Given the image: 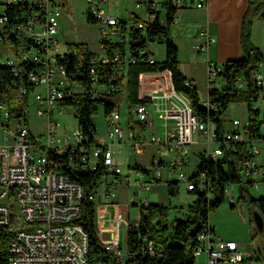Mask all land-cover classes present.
Masks as SVG:
<instances>
[{
  "label": "built area",
  "instance_id": "2783aa9c",
  "mask_svg": "<svg viewBox=\"0 0 264 264\" xmlns=\"http://www.w3.org/2000/svg\"><path fill=\"white\" fill-rule=\"evenodd\" d=\"M89 16L99 26L101 45L122 44L123 50L113 53L102 49L101 54L87 59V76L90 80L88 94L92 99H104L119 93L121 101L108 116H105L106 133L96 138V144L87 145L77 127L73 135L61 133L60 117L66 111L71 97L85 91L84 85L74 78L83 74V57L73 51L77 59L73 70L63 60L67 51H56L59 35L60 8L51 0H0V47L4 55L0 66L11 70L13 85H19V94L33 98L36 115L45 120V141L41 135L33 133L27 126V115L12 116L7 97L0 98V227L11 223L17 212L25 222L18 227L8 242L7 264H109L103 259L89 256L88 234L77 223L83 187L73 181L70 173H89L96 170L101 162L105 172L101 175L93 199L98 189H103L107 197L115 195L123 176L122 148L127 146L131 155H139L147 145H157L166 149L169 157L152 156L149 167L133 168L135 190L131 202L138 207V218L128 223L139 227L140 215L148 214L152 204L147 196L151 186L163 178L164 170L176 174L177 185L185 194L211 197L216 185L213 176L192 165L187 154L189 145L197 143V137L204 139L205 147L200 151L204 159L214 161L225 152H236L245 142V155L238 163L239 174L250 182H264V165L258 161L264 143V125L259 128V136L249 129L248 119L242 123L233 119L230 127L221 135L213 123L206 122L193 106L191 99L183 92L175 90L171 84L161 85L152 94L149 103H139L131 108L135 121L145 125L139 134L128 129L121 122L119 104L126 102L125 87L127 66L136 60L154 63V53L150 49L154 43L165 44L162 33L149 36L146 27L157 24L166 28L170 9L172 21L186 8L203 9L208 0H135V8L144 11L129 13L130 19L116 17L108 10L111 1L130 3L133 0H85ZM24 6H37V11L21 12L13 17L7 10ZM7 38H17V45H7ZM24 41L21 45L19 42ZM215 36L207 25L197 33L193 50L206 56ZM142 44V46L139 45ZM11 55H10V54ZM71 53V52H70ZM58 57L61 58L58 60ZM259 67V65H258ZM225 63L206 62L207 97L200 100V106L216 110L220 103L214 101L211 91H222L227 83L222 76ZM256 86L259 87L251 98V108L259 109L257 103L263 95V76L255 72ZM186 85H193L191 80ZM245 87L241 75L236 78L235 91ZM76 119V117H75ZM77 120V119H76ZM158 132L146 136L144 132L155 126ZM213 146V147H212ZM190 169H185V167ZM225 196L234 202L229 185L224 188ZM69 195L77 196V204H69ZM13 201V202H12ZM142 210V211H141ZM128 226V227H129ZM137 254L144 258H160L164 247L156 244L147 234H138ZM111 256L120 263L134 259L135 254L124 250L118 242L102 243ZM204 254L205 264H242L248 257L240 244L232 239L214 237L205 227L197 235L194 259ZM264 264V260L260 263Z\"/></svg>",
  "mask_w": 264,
  "mask_h": 264
},
{
  "label": "trees",
  "instance_id": "16d2710c",
  "mask_svg": "<svg viewBox=\"0 0 264 264\" xmlns=\"http://www.w3.org/2000/svg\"><path fill=\"white\" fill-rule=\"evenodd\" d=\"M54 5L59 7H68L67 0H53ZM17 9L9 7L7 10L13 17L20 15L21 12L29 13L37 11V6H22ZM173 9H170L166 28H160L157 24L146 27V34L149 36L162 33L166 39V55L161 62L155 61L148 63L142 60H136L134 63H129L126 74L125 98L126 104L129 107V117L127 120V128L137 131L141 134L145 130V125L134 120L130 109L139 103H149L152 94L157 90V77L166 75L171 86L183 92L188 96L195 108V111L202 116L206 122L213 123L216 126L217 133L225 130V122L222 118L223 113L229 108L231 103L245 102L248 107V122L249 129L259 136V128L264 125V113L259 109L251 108V98L259 87L256 86L255 72L258 71V65L263 61V56L258 47L251 41V24L254 18H264V0H249L248 9L243 19V31L241 37V45L244 50V57L241 59L231 60L225 63V69L222 74L227 86L222 91H211L214 96V101L220 103L216 109H207L200 106V99L196 93V87L186 85L188 80L182 73L180 61L178 57V47L174 44L169 36L168 30L171 25ZM89 22L95 23L87 13ZM17 38H7V45H17ZM24 45V41L19 42ZM142 46L141 43H139ZM122 44L105 45L102 44L103 50L109 53L113 51L123 50ZM76 51L82 56L84 64L83 74L76 75L75 80L80 81L85 91L81 94L74 95L67 103L73 106L74 114L77 119L78 128L82 132L87 145L96 144L95 135L97 129L94 124V116L98 112L99 105L103 106L104 115L108 116L114 106L121 101V95L115 93L107 96L104 99H92L88 94L90 80L87 76L88 63L86 62L89 56L94 53L84 43L72 45L65 55L63 60L69 65L71 70L75 67L77 59L71 56L72 52ZM71 52V53H70ZM61 58L58 57V60ZM241 75L245 81V87L242 91L236 92V78ZM7 97L9 108L12 116L25 114L28 105L27 98L19 94V85H13V76L11 70L6 66H0V98ZM245 155V142L240 144L239 150L236 152L226 151L224 156L217 161H210L200 156V161L197 165L201 171H206L213 176V181L216 185V190L211 197L203 194H198L195 200L189 205L188 209L194 214L190 218H176L171 226L168 223L169 207L160 204L152 203L148 208V214L140 215L139 227H128L127 230V250L131 254H135L134 259H128L124 263L117 262L111 254L104 248L95 229V207L94 201L90 199V195L98 186L101 175L105 172L103 164H99L98 168L89 173H70L73 181L79 183L83 187L84 196L80 203V216L77 223L80 224L88 234L89 256L94 259H103L109 264H193V251L197 245V235L208 224L209 213L211 210L218 208L225 199L224 188L230 183H240L239 199L248 201L250 209L257 210L264 219V198L252 199L248 198L246 188L248 185H254L253 182L243 181L239 174L238 163ZM176 181H168V192L170 195L176 194L173 186ZM233 206V205H232ZM142 211V210H141ZM20 221L14 213L11 217V223L7 227H0V264H7V247L8 242L13 237L16 229L21 226ZM212 231V230H211ZM147 234L156 244L164 247L163 255L160 258H144L137 254L138 250V233ZM258 260L259 257H256Z\"/></svg>",
  "mask_w": 264,
  "mask_h": 264
},
{
  "label": "rangeland",
  "instance_id": "374dc122",
  "mask_svg": "<svg viewBox=\"0 0 264 264\" xmlns=\"http://www.w3.org/2000/svg\"><path fill=\"white\" fill-rule=\"evenodd\" d=\"M68 7H59V35L56 51H67L72 45L78 43L86 44L89 49L95 54L102 53L101 36L99 32V26L95 23L89 22L87 19V3L85 0H67ZM135 0L130 3H123L120 1H111L107 7L109 12L116 17L123 16L130 19L129 13L137 12L141 16H144L143 10L135 8ZM1 10V7H0ZM202 28V24L198 20L189 22H172L168 33L169 36H179L185 40V47L187 51L192 53V57L198 58V54L192 48V42L197 40L196 34ZM195 35V36H194ZM173 41V39H172ZM191 43V44H190ZM155 54L156 61L161 62L165 59L166 45L162 43H154L151 48ZM10 54V53H9ZM4 55L0 47V57ZM11 55V54H10ZM180 61V60H179ZM199 75V83L196 88V93L199 99H202L205 95L206 86V71L204 66H195ZM33 98L30 97V105L26 112L27 126L30 130L38 135H41V139L45 141L46 123L42 118L37 117ZM258 107L264 110V101L261 99L257 103ZM119 110L121 112V122L127 126V120L129 117V107L126 102L119 104ZM131 111V109H130ZM248 116V107L245 102L231 103L229 108L223 113V120L225 125H229L234 118H238L242 123L245 122ZM104 109L102 105H99L98 112L94 116V124L97 129L96 137H104L106 133ZM62 122L61 133L73 135L78 127L77 120L73 116L72 107L68 106L66 111L60 117ZM158 123L149 130H146L144 134L146 136L150 133L158 132ZM197 143L189 145L187 154L190 158L191 164L197 166L200 161L199 153L206 144L204 139L197 137ZM213 147V146H212ZM122 164H123V176L121 182L117 186L115 195L107 201H114L118 203V210L113 211L106 206L99 208L97 205L98 220L95 221V229L97 235L102 243L110 241L114 231H119L123 243L127 238L128 223L135 221L138 218V207L133 204H128L130 196L135 190V178L131 168L149 167L152 156L157 157H169L170 154L164 148H160L157 145H147L144 148L142 154L130 155L129 149L125 146L122 148ZM135 160L137 161L136 164ZM185 169H190L185 167ZM176 174H168V170H164L163 181L153 184L147 193H141L142 196H147L154 204L165 205L169 207L168 211V223L171 226L172 222L176 218H190L194 217L191 210L188 209L189 205L195 200V196L188 195L186 199L183 186L175 185L179 187V191L176 194L170 195L168 192V184L165 180H176ZM126 176L129 177L127 181ZM126 179H125V178ZM240 177L245 180L241 174ZM230 188V196L234 197V202L229 201V196H226L223 203L218 207L210 211L209 213V226L212 230L214 237L221 239H232L237 241L241 248L244 250L248 257L242 264H260L264 260V228L262 232H259L255 224L252 222L251 209L248 201L239 199L240 196V183L228 184ZM246 194L248 198L261 199L264 198V182L254 183V185H248L246 188ZM13 202V201H12ZM233 205V206H232ZM96 207V205H95ZM19 223L25 224L20 218L19 214L15 212ZM124 249V248H123ZM125 250V249H124ZM256 257H259L257 260ZM193 264H203V254L194 259Z\"/></svg>",
  "mask_w": 264,
  "mask_h": 264
},
{
  "label": "crops",
  "instance_id": "0c3cea01",
  "mask_svg": "<svg viewBox=\"0 0 264 264\" xmlns=\"http://www.w3.org/2000/svg\"><path fill=\"white\" fill-rule=\"evenodd\" d=\"M248 5H249V0H208V5L206 8L203 9L186 8L178 14L176 23L198 20L200 24H202V26L207 25L209 31L215 36V42L211 45L206 56H201L197 53L199 59L192 57L193 56L192 53L187 51L185 47V40L182 37L171 36V39H173L174 44L178 47V57L180 60L181 71L188 80H191L193 82L196 88L199 83L198 82L199 75L195 68L196 65L200 67L204 66L206 71V62L208 59L216 63H227L228 61L241 59L244 57L245 54L241 45V37L243 31V19L248 9ZM250 36L252 43L260 49L263 56V61L259 64V73L263 76V82H264V18L256 17L253 19L251 24ZM193 45L194 43L192 42L191 45L192 48ZM169 83L170 82L166 75L158 76L157 90L160 89V84L167 85ZM207 94L208 91H207V81H206L205 95L200 100L205 99L207 97ZM263 95H264V85H263ZM259 110L261 111L260 108ZM261 112L264 113V110H262ZM234 119H238V118H234ZM247 119L245 120V122L247 121ZM155 122L158 123V120ZM229 127L230 124L225 125V129ZM259 145L262 147V151L258 155V161L260 164L264 165V143L260 142ZM136 163L137 161L135 160L134 164ZM131 170L133 172V168H131ZM126 178L127 181H129V177L126 176ZM161 181H163V179H161L159 182ZM168 181L171 180L169 179L165 180L167 184ZM175 185L173 186V189L178 192L180 186L175 187ZM110 198L111 197H107L105 195L103 189L97 190V194L92 199L94 201V207L96 205L95 221L98 220L97 205L99 206V208H101L102 206H106L113 211L118 210L119 206L117 202L107 201V199ZM187 198L188 197H186V199ZM127 203L132 204L131 196L127 201ZM110 241L118 242L122 248H124L125 250L127 249V238L125 240V243H123L119 231L117 230L114 231L113 235L110 238ZM205 260L206 257L203 254V264H205Z\"/></svg>",
  "mask_w": 264,
  "mask_h": 264
},
{
  "label": "water",
  "instance_id": "95a60500",
  "mask_svg": "<svg viewBox=\"0 0 264 264\" xmlns=\"http://www.w3.org/2000/svg\"><path fill=\"white\" fill-rule=\"evenodd\" d=\"M251 218L252 222L255 224L256 229L259 232H262L264 228V219L262 215L257 210L251 208Z\"/></svg>",
  "mask_w": 264,
  "mask_h": 264
},
{
  "label": "bare ground",
  "instance_id": "6f19581e",
  "mask_svg": "<svg viewBox=\"0 0 264 264\" xmlns=\"http://www.w3.org/2000/svg\"><path fill=\"white\" fill-rule=\"evenodd\" d=\"M217 159H214V161ZM69 204H77V196L76 195H69Z\"/></svg>",
  "mask_w": 264,
  "mask_h": 264
}]
</instances>
